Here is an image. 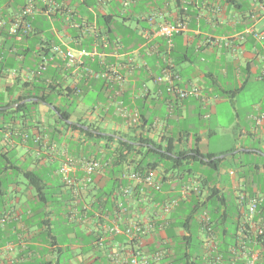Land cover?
<instances>
[{"label": "crops", "instance_id": "0c3cea01", "mask_svg": "<svg viewBox=\"0 0 264 264\" xmlns=\"http://www.w3.org/2000/svg\"><path fill=\"white\" fill-rule=\"evenodd\" d=\"M125 1L33 0L32 31L18 38L3 33L0 111L6 113L0 114V168L6 164L7 168L0 175L1 188L4 180L14 174L18 177L11 186L13 194L8 188L7 194L0 196V212L10 204L24 213L33 212L25 214L21 223L0 228V237L14 238L23 231L32 235L34 257L21 264H113L104 257L107 250L124 248L123 238L105 236L103 247L96 244L104 233L100 223L107 222L94 217L86 220L83 213L75 219L69 217L73 194L64 188L59 173L66 156L86 158L99 153L104 157L108 151L101 148L104 141L95 146L96 151L91 150L90 141L59 122L53 108H61L71 114L69 125H95L105 136L142 135L163 150L172 143L174 154L185 152L176 168L172 161L164 160L154 171L160 191L125 181L123 187L129 186L131 192L125 201L128 214L122 215V221L150 220L155 227L144 241L145 252L161 248L174 258L185 249L186 244L168 238L167 223L186 219L194 201L204 203L210 192L218 189L225 205L213 215L203 209L190 231L176 228L173 234L182 238L191 232L199 246L196 256L200 255L203 264H207L208 241L220 251L226 244L231 249L236 242H245L248 251L258 255L257 264H264V237L257 239L252 231L244 236L240 224L245 212L237 210L241 194L261 197L264 206V123L259 126L254 120L264 113V39L257 38L264 34V0H130L129 7ZM28 2L0 0V17L10 25ZM180 20L186 29L171 40L158 34L163 25ZM54 46L76 55L82 49L96 55L69 63L53 52ZM167 67L179 76L176 85L197 87L199 97L178 99L164 85L156 84L154 79ZM110 69L125 77L122 86L91 76ZM143 85L149 88L148 94H144ZM257 91L260 98H251L240 107V94ZM29 94L45 95L49 102L26 99L13 103ZM30 103L35 104L18 114L10 113ZM120 103L130 116L139 115V125L120 116ZM80 107L85 115L74 120ZM194 150L201 155L198 161L186 160ZM20 151L23 164L10 158ZM208 156L213 159L209 161ZM148 158L156 161L153 154ZM212 161L214 165H210ZM12 163L20 171L12 168ZM44 170H48L45 179L50 187L58 182L59 188L53 191V201L60 203L57 208L50 204L43 210L28 180L23 183L20 179L21 174ZM124 172L135 170L125 168ZM106 180L105 174L96 177L98 191L106 186ZM90 200L84 201L88 204ZM173 200L178 204L166 215L162 207ZM204 213L213 221L212 239L201 223ZM255 219H264L262 206ZM231 257L230 264H245L247 258L242 254Z\"/></svg>", "mask_w": 264, "mask_h": 264}, {"label": "built area", "instance_id": "2783aa9c", "mask_svg": "<svg viewBox=\"0 0 264 264\" xmlns=\"http://www.w3.org/2000/svg\"><path fill=\"white\" fill-rule=\"evenodd\" d=\"M124 5L125 7H129L130 0H126ZM262 10H264V6L262 7ZM35 11L36 7L33 0H29L28 4L21 9L19 15L10 23V25L0 17V47L3 42V39H1L3 33L18 38L22 37L25 33L32 31L31 20L35 15ZM185 29V23L183 20H180L175 24L163 25L158 34L171 40L174 35L183 32ZM257 38L263 40L264 34L257 35ZM52 50L54 53L67 59L69 63H76L82 57L94 58L96 55L85 49L80 50L76 55L75 51H63L59 46H54ZM41 69L45 70V67L42 66ZM91 76L95 79H105L108 83H116L119 86H122L125 82V77L116 69H110L103 72H92ZM178 80L179 76L173 73L171 68L167 67L161 75L154 79V82L158 85H164L166 91L175 98L183 100L192 96L199 97L200 92L197 87L182 89L176 85ZM142 88L144 94L149 93V88L147 86L143 85ZM119 105L120 116L128 119L133 126L139 125V115L135 113L130 116L124 105L122 103ZM254 120L259 126H261L264 123V113L255 116ZM108 166V163L104 164L101 160L95 158L86 159L66 156L65 162L61 166L59 173L62 176L63 184L72 190V201L75 203L81 201V198L86 196V186L92 184L98 175L105 174ZM121 180L128 182L135 181L156 191H160L161 189L160 185L155 182L154 172H150L147 175L138 172H124L121 175ZM130 192L131 190L129 186L121 187L118 193L119 200L116 203L113 213L110 214L107 211H104V213H97L95 215L96 219L107 222L100 223L99 229H103L104 233L103 236L98 239L99 246L103 247L107 238L114 240L116 237H124L125 242L123 249H108L106 252V256L113 264H175L172 260L166 259V251L161 248L155 249L153 252H145L143 250L142 246L145 239L155 230V227L150 220L122 221V215L127 216L128 214L127 209L125 208V201L130 197ZM121 199L123 200L121 201ZM262 202L263 199L259 196L250 197L247 194H241L239 196V203L245 210V220L242 226L244 236L247 235V232L252 231L257 239L264 237V219L255 221L256 214H258ZM177 204L178 201H171L162 207L163 213L166 215L171 214V211L176 208ZM86 209L89 210V206H86L85 203V212L83 213L85 215ZM70 213L72 219H75V217L80 214L75 209L70 210ZM25 214L30 215L31 213L30 211L24 213L10 204L6 209H3L0 212V228H4L13 223H21ZM85 215L80 218L81 222L84 221ZM201 223L212 239V227L207 213L202 215ZM105 236L107 238H105ZM32 240V235L25 231L17 234L14 238L0 237V264H21L32 259L34 257ZM238 248H240V251ZM248 250L245 242L240 245L236 242L235 245L231 247L230 252L233 256H238L239 254L244 255V257L247 256L245 264H257L258 255ZM205 259L207 264H223L222 255L212 241L206 243Z\"/></svg>", "mask_w": 264, "mask_h": 264}, {"label": "trees", "instance_id": "16d2710c", "mask_svg": "<svg viewBox=\"0 0 264 264\" xmlns=\"http://www.w3.org/2000/svg\"><path fill=\"white\" fill-rule=\"evenodd\" d=\"M28 33L29 32L25 33L24 35H27ZM28 86L33 87L34 85H28ZM26 99H40L44 102H49L48 98L45 95L38 97L37 95L33 96L29 94L19 97L17 101L13 103L18 104L19 102L24 101ZM33 104L35 103L19 106V108L10 111V113L18 114L21 110H23V108ZM56 110H57L56 113L57 120L61 123H64L65 127H68L69 129L74 131H78L80 134H82L85 137L86 142L90 141L92 143L90 144L89 148H91L92 145H93L92 147H94L97 144H99L101 141H104L105 145L102 146L101 148L108 151V154L104 157L99 153L91 157H86V159L95 158L97 160H101L104 164L105 163L109 164L108 169L105 172V175L107 176L106 186H104L102 189L98 191L97 186H95L96 182L94 180L92 184L86 186L85 198H81V201L77 203L72 202L70 210L75 209L78 211V213H84L85 212L84 200L90 197L91 199L90 202H88V204L86 202V206H89V210L86 209L87 217L95 218V215L97 213H104V211L105 212L107 211L108 213L111 214L113 213V210L116 207V203L119 200L118 193L120 191V188L125 185V181L121 180V175L122 173H124L125 168H133L135 172L147 175L148 173L157 170L159 165L163 163L164 160L172 161L174 168L177 167V164L179 163L181 164V159L185 152L182 153V156L181 154L180 155L174 154L172 150V143L171 144L169 143L166 149L163 150L161 146L156 145V143L150 141L149 139H145L142 135H140L139 137L132 138V137H127V136L125 137L119 135L118 133H113V136L112 135L105 136L101 134L104 133V131H101L98 127H95V125H88V129L84 130L83 128H80L76 125L67 124V122L71 119V114L67 113L66 111H63L61 108H56ZM5 113L6 111H0V114H5ZM114 145H116V148H114ZM191 153L192 155L186 157V160L198 161V158H200L201 156L199 152L194 150L191 151ZM149 154H153L154 156H156L155 162L154 161L150 162L148 160ZM100 156L101 158H99ZM137 157H139V160H136ZM207 159L211 161L213 157L208 156ZM214 164L215 161H212L210 165H214ZM11 166L15 170L20 171L19 167H16L14 163H12ZM6 168H7V164L3 165L0 168V175L2 174L3 170H6ZM24 176L28 180L27 183L28 186H31L34 189L36 197L39 199L38 205L42 206L43 210L48 208L50 204L56 203L53 201L54 193L50 192V190L53 189V187H50L49 183L47 182L43 174H41L40 172L38 174L35 172H28L25 173ZM17 177L18 175L14 174L13 178L4 180L5 186L3 187V189L1 188V182H0V196L6 195L8 191V187L16 184L13 183V181ZM55 188L58 189L59 187L56 186ZM64 188L67 189L65 185ZM56 189H54L53 191H55ZM122 200L123 199H121V201ZM221 204L225 205L224 196L221 194V192L218 189H213L204 203H200L199 201H194L190 205L188 209V216L186 217V219L179 218L174 220V223L168 222L167 225L169 231L168 230L166 231V235L168 236V238H172L173 240H176L181 244H186V248L181 249L174 258L170 257L166 253V259L172 260L175 264H203L200 255L196 256L197 249L199 246L193 242L194 235L190 232L189 236H182V238H178L173 234V230L179 228L190 231L191 227H193L194 224L196 223V217L200 211L206 209L209 215H213L215 214V212H218V208ZM240 206L241 208L237 207V210L242 214L245 212V210L242 205ZM261 206L264 209V206L263 205ZM32 212L33 211L30 210V213ZM241 214L239 213L240 216ZM240 216L238 217V222H240ZM256 218H257V214H256ZM255 221H257V219H255ZM210 224H213V221H210ZM243 224L244 221L240 225L243 226ZM116 238L124 239V237H116ZM96 240H97L96 244L99 245L98 244L99 240L98 239ZM95 248H97V246H95ZM163 250L166 251L165 249ZM230 250L231 249L227 244L225 245V248L221 247V251L219 250L222 255L223 264L231 263L233 257H231ZM104 257H106L107 260L111 263V261L106 255Z\"/></svg>", "mask_w": 264, "mask_h": 264}, {"label": "rangeland", "instance_id": "374dc122", "mask_svg": "<svg viewBox=\"0 0 264 264\" xmlns=\"http://www.w3.org/2000/svg\"><path fill=\"white\" fill-rule=\"evenodd\" d=\"M33 47V50H34V52L36 51V47H34V46H32ZM261 97V93L260 92H258L257 91V93H249V92H244V93H242V94H240V96H239V104H240V107L241 106H243V105H247V102H249V100H251V98H255L254 100H257L258 98H260ZM83 115H85L84 114V111H83V107H80V108H78V109H76V111H75V114L73 115V119L75 120L76 118H81V117H83ZM93 146V145H92ZM91 146V150L93 149V150H95V146L94 147H92ZM81 148V147H80ZM86 150V149H85ZM96 151V150H95ZM19 155L20 156H23V153L20 151L19 152V154L17 155L16 153H12L11 155H10V158H11V160L13 161V162H16V163H19L20 162V160H19ZM92 155H96V154H93L92 153ZM85 156H86V151H85ZM91 156V155H90ZM89 155H87V157H90ZM99 158H101V156L99 157ZM21 163V162H20ZM21 164H23V163H21ZM168 166H170V165H172V164H170V163H168L167 164ZM47 171L48 170H44L43 172L41 171L40 173L41 174H43L44 176L47 174ZM20 179H21V181L23 182V183H27V179L25 178V176L24 175H20ZM52 185H53V189H51L50 190V192H53V190L55 189V187L56 186H58V182H55L54 181V183L52 182ZM9 188V192H10V194H13V190H12V187L11 186H9L8 187ZM59 204L60 203H55L54 205H53V208H57V206H59Z\"/></svg>", "mask_w": 264, "mask_h": 264}, {"label": "water", "instance_id": "95a60500", "mask_svg": "<svg viewBox=\"0 0 264 264\" xmlns=\"http://www.w3.org/2000/svg\"><path fill=\"white\" fill-rule=\"evenodd\" d=\"M40 101V100H39ZM41 102V101H40ZM43 103V102H42ZM18 105H15V107H17ZM53 110L57 113V110L55 109V108H53ZM70 124H73V125H77V126H80V125H78V124H76V123H73V122H69ZM80 127H82V128H85L86 130L88 129L87 127H84V126H80Z\"/></svg>", "mask_w": 264, "mask_h": 264}]
</instances>
